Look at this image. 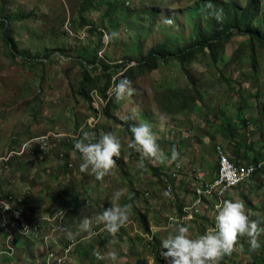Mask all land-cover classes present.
Wrapping results in <instances>:
<instances>
[{
	"label": "rangeland",
	"instance_id": "1",
	"mask_svg": "<svg viewBox=\"0 0 264 264\" xmlns=\"http://www.w3.org/2000/svg\"><path fill=\"white\" fill-rule=\"evenodd\" d=\"M94 1L89 6L81 0H0L3 16L8 20L6 29L0 27V196L9 192L21 197L18 207L26 220L42 223L36 233L29 234L31 237L23 235L17 243L12 241L13 254L0 252V264H46L47 249L42 240L50 232L49 242L57 255L70 246L67 256L72 264L92 260L100 264H141L143 260L148 264V257L153 261L151 264L157 263L165 249L159 252L152 240L142 237L144 230L137 210L145 214L150 232L156 226L164 228L163 239L175 235L179 226H167L166 218L171 213L181 214L183 207L191 204L197 174L203 173L206 180L215 176L213 164L217 162L218 146L232 162L235 157L237 165L249 163L253 155L258 157L254 178L226 194L231 200L243 201L249 219L259 221L258 226L264 228V49L255 50L256 71L250 67L246 38L239 34H233L226 44L223 58L228 64L223 68L218 62L222 71H217L207 55H197L186 65L187 75L198 86L199 99L190 98L191 104L185 103L183 97H175L170 104L165 99L169 89H189L186 72L175 60L137 75L125 88L127 91L131 87V95L125 93L119 100L115 87L125 79L119 72L114 73L109 89L114 96L112 116L131 121L134 126L148 124L160 150L158 155L170 157L173 148L179 153L176 161L165 159L163 163L155 157H145V166L139 168L136 154L140 153L130 150L125 132L101 114L103 104L98 91L91 92L96 114L81 99L78 93L81 68L77 58L94 54L97 69L120 63L133 65L154 44L170 43L166 37L173 32L181 33L183 39L175 46L183 47L194 20L204 23L203 15L189 12L200 0H124L128 3L123 4L118 1L119 7L109 16L104 12L115 0ZM246 1L217 0L221 7H228L226 17L235 9H242ZM254 2L253 25L264 30V0ZM101 19L110 21L111 26L109 22L100 26ZM69 22L72 25L67 28ZM98 32H103L102 44ZM10 38L19 52L38 57L50 54V58L37 66L13 60L6 44ZM189 95L188 90L186 97ZM251 102L255 105L247 107ZM244 108H249L251 115L261 114L263 133L261 137L257 130L247 132L244 138H251L252 147L247 149L244 141L246 144L238 151L235 128L241 125L237 117ZM100 123L110 125L109 133L120 140L121 148L115 156L119 163L97 179L79 170L83 158L71 144L79 139L93 142L91 128ZM230 127L231 138L226 135ZM85 132L90 133L88 140L84 139ZM40 135L49 136L45 145L40 146L39 140L34 139L31 147L37 150L33 155L29 147L21 151V142ZM244 152L246 155L241 156ZM175 171L173 188L165 196L168 190L162 177ZM117 190L122 192L118 201L112 198ZM215 199V196L206 198L204 209L195 218L181 223L188 227L191 238H198L214 227ZM116 205L130 206L126 224L114 235L93 233L90 228L98 215ZM68 211L74 215L66 217ZM48 218L56 219L48 223ZM84 219L90 221L88 229L82 227ZM3 239L0 235V240ZM248 240L247 236H238L232 253L222 256L219 264H264V232L258 237L259 248L250 250ZM112 252L116 253L115 261L108 259ZM94 253L104 259H98Z\"/></svg>",
	"mask_w": 264,
	"mask_h": 264
},
{
	"label": "trees",
	"instance_id": "2",
	"mask_svg": "<svg viewBox=\"0 0 264 264\" xmlns=\"http://www.w3.org/2000/svg\"><path fill=\"white\" fill-rule=\"evenodd\" d=\"M81 1L84 4L89 5V6H92L95 3L94 0H81ZM115 1H112L108 5L107 10L104 12V14H107V16L112 15L117 10V8L119 7L118 1L121 2L122 4H123V2H125L124 0H115ZM208 2H209V0L208 1L200 0L199 4H198L199 6L194 5L192 8L189 9V12L192 11L193 13H196L194 15H198L199 17H201V15H203L202 16V22H204V23L202 24L200 22V20H194L192 27L189 31V34L187 33V38H188L187 43L183 47L175 46V43H177L178 40H182L183 36L181 35L180 32L179 33L173 32L172 34H170L166 37L170 43L165 41L162 43L154 44L153 46H151L148 49L145 56L142 57L140 60H138L135 64L130 65L129 63H120V64H115L112 67L108 66V65H104L101 67V69H97L98 66H97L96 60L94 59V54L89 55L87 57H84L83 55L79 54L82 56L81 59H80V57L77 58V61H79L78 63H79V66L81 68V75H80V78L78 80V93H79L81 99H83L85 102H87L90 110L96 114L97 108H96L95 104L93 103V99L91 96L92 90L96 89L99 93V96H100V98L102 100V104H103L101 114L104 116V118L107 121H109V122L111 121L113 123V125L120 128V131L125 132V135L127 136L126 138L128 139V141H130L132 139V134H131L130 128L132 126H134V124L131 121H123L119 118H116V117L112 116V114H111V106L113 103L114 96L109 92V89L111 87V78H112V75L114 73L119 72L120 75L124 79H126L127 81H131L139 74L156 70L158 68L159 64H163L165 62L175 60L179 63V65L186 72V77L188 79L187 84L189 85V89H186V88H184V89H180V88L169 89V91H168L169 93L165 96V99L170 104L171 100L174 99L175 97H177V98L183 97L185 99V101H184L185 103L191 104L190 98L196 97L199 99V97H198V86L194 83V80L190 76L187 75L186 65L191 63L193 60H195L197 55L205 54L208 56V59L210 60L211 64L216 66L217 71L218 70L222 71V69H220V66L218 65V62H221V64H222L221 67H223V68H225L227 66L228 60H225V58H223V54L225 51L226 44L228 43L229 39L232 37L233 34H239V35H242L246 38V44L249 48L250 67L253 69V71H256L258 64H257V59L255 58V54H256L255 50L257 47L264 49V30H262L260 27L253 25V19H254L253 15L254 14L252 13V11H253L254 6H255L254 0H247L245 6L240 10L235 9L233 11V14H231L230 17H226V13L229 12V9L227 6L221 7L218 4L217 0H211V3L213 4L214 9H207L206 4ZM215 9H223V19L220 22L216 21L214 19V17H212L210 15V13L215 11ZM232 9H234V6H232ZM3 14H4V8H3V4H2L0 7V27L2 28V30L6 29V24L8 22V20H6V18H4ZM151 14L154 17L156 16L155 12H152ZM106 22L107 23L109 22L108 25L111 26L110 21H107V20L104 21L103 19L100 20V26H104V24ZM81 23H84V20H82ZM70 25H72L71 22L66 24V27L68 28V27H70ZM90 31H91V29H90ZM98 35H99L100 43L102 44V41L104 39L103 32H98ZM6 44L8 47L9 54L13 58V60H19L23 64H27L30 66H37V65L42 64V63L44 64V61L47 58H50V54H45L44 57H38L36 54L28 55L26 52H19V50H17V45L15 44V42L12 38H10V40L6 39ZM168 45H171L173 47H170ZM92 73L96 74L95 77L91 76ZM99 81L101 83H99ZM188 90L190 92V95H189V97H186V91H188ZM251 103L252 104H248L247 107H251L252 105H255L254 102H251ZM183 108L184 107L182 106L178 110H182ZM248 110H249V108H244L242 110V114L239 117H237V120L240 121V124H241L240 126L238 124V128H235V130L237 132V136L235 138L236 139L235 140V147H236V150H238V151H239L240 147L243 148L244 147L243 145L246 143H247V145H246L247 149L252 147L250 144L251 138L250 137L248 139L244 138V136H245V134H247V132L257 130V131H259V134L261 137H262V133H263V130L261 129V124H262L261 114L258 113L257 116H255L253 114L251 115V114H249ZM248 115H249V119H248ZM231 129H232V127H230V130H228L229 134L225 133L230 138H231ZM109 131H110V125H107L106 123L96 124L94 126V128H91V131H90L91 134L92 133L95 134V139L92 138L93 142H95V140L99 139V137L104 135L105 133H109ZM102 133H104V134H102ZM91 137H92V135H91ZM239 137H240V140H238ZM29 140L21 142L19 145V148L22 144H25ZM89 142H90V139H89ZM73 145L74 144H71V147H73ZM25 147H30V146H25ZM73 149H74V147H73ZM74 150H76V149H74ZM130 150H133V149H130ZM133 151L135 152V150H133ZM15 153L20 155L19 152L15 151ZM136 155L139 159L141 158V156L139 154H136ZM241 155H242V153H241ZM113 159L115 160V163L116 162L119 163V160L116 157H113ZM251 159L250 160L248 159L250 162L247 164H253V165L258 164L257 163L258 157L256 155H253V158H251ZM218 160H219V158L217 156V162L215 164H213L214 165L213 169L216 171L218 169ZM233 162L236 164V166H238L237 165L238 162L235 159V157L233 158ZM64 169H67V168L64 167ZM252 176L253 175H251L248 179L244 180L242 183H239L238 185H236L230 189L242 187V185L245 184L246 182H248V180H250V178L251 179L254 178ZM196 179H197V177H196ZM175 180H176V177L174 179L170 180L171 188H173V183ZM208 181L209 180H206V178H204L202 180L197 179L196 184L192 188L193 195H194V187L197 186L198 183H200V182L205 183ZM249 189H250V187H249ZM249 191L252 192L251 189ZM226 192L224 194V198L226 200H229V199L231 200L232 198H230V196L227 195ZM8 194H9V192L6 193L5 195H3V197L0 196V199L7 197ZM243 196H245V194H243ZM225 199H223V201H225ZM68 204H70V203H68ZM69 206L71 207L70 208L71 210L72 209L74 210V208L71 205H69ZM77 208H78V206L75 207L76 210H78ZM137 214L139 216V220L142 224L143 230L145 232L149 231V225L146 221L145 214L139 210H137ZM71 215H74V212L68 211L65 214L66 217H70ZM54 220L47 221V222L51 223ZM27 221L30 223L31 228L33 229L31 232L32 234L36 233L35 231L41 227L40 225H42V223H40L41 221H39L38 223L40 224L39 225L40 227L39 226L35 227V222H34L35 220L29 221L27 219ZM95 222L99 223L100 221L95 220L92 223V226L90 228L91 231L96 229L94 226ZM49 230H50V228H49ZM103 233H108V232L105 230V231H103ZM6 234L7 233L0 231V235L5 237ZM23 235L24 234L14 232L13 236H12V241L14 240L16 242L19 239L18 237H23ZM47 235L51 236V232ZM27 237H31V236L28 234ZM42 242L45 245V249H47L45 252V255H47L48 251H55L52 248L53 244L51 242L45 243L44 237H43ZM152 242H153L154 246H156V249L160 250V246L158 245V241L155 237L152 238ZM19 243H21V242H19ZM5 249H6V246H5L4 239L2 241L0 240V252L5 250ZM93 261L94 260H92L91 262H93ZM140 263L146 264V262L143 260H140ZM14 264H16V263H14ZM82 264H85V263H82Z\"/></svg>",
	"mask_w": 264,
	"mask_h": 264
},
{
	"label": "clouds",
	"instance_id": "3",
	"mask_svg": "<svg viewBox=\"0 0 264 264\" xmlns=\"http://www.w3.org/2000/svg\"><path fill=\"white\" fill-rule=\"evenodd\" d=\"M128 3V1H126ZM207 9H214L211 0L206 4ZM210 15L218 22L223 19V9H215ZM130 82L122 80L115 87L116 98L122 99L124 94L131 95V87L127 88ZM132 139L128 143V148L140 153L141 158L138 161V167L145 166V157H155L160 162L165 159L176 161L179 153L173 148L170 157L158 155L160 152L156 140L150 131L148 124H140L130 128ZM84 139L88 140L90 133L85 132ZM92 138L95 139V134L92 133ZM74 149L81 153L83 162L79 165L81 172H89L100 179L109 173L113 167L115 160L113 157L118 156L121 148L120 140L111 133H105L100 136L95 142L84 143L81 140H76L73 145ZM91 165V169H89ZM179 164H177V167ZM165 196L170 195V191H165ZM122 192L117 190L113 193V199L119 200ZM244 202L235 200H225L218 206L215 217L214 227L198 238H191L188 235L189 229L186 226L180 225L176 230L175 235H168L160 242L162 251L161 255L166 260L167 264H219L222 256L230 255L237 242V237L247 236L249 238L250 250H255L260 247L258 237L264 232V228L259 227V221L250 220L249 215L244 211ZM7 209L9 206L5 205ZM131 209L129 205H116L103 210L97 217L98 221L103 222L105 230L109 234H116L129 219ZM82 227L88 229L90 221L84 219ZM68 238L71 239V233H68ZM241 250H243L241 245ZM98 259H104L97 253H94ZM116 253L108 254V259L116 260Z\"/></svg>",
	"mask_w": 264,
	"mask_h": 264
},
{
	"label": "built area",
	"instance_id": "4",
	"mask_svg": "<svg viewBox=\"0 0 264 264\" xmlns=\"http://www.w3.org/2000/svg\"><path fill=\"white\" fill-rule=\"evenodd\" d=\"M34 139L39 140V145L41 146L46 144L49 136L40 135L38 137L31 138L28 142L20 146L21 151L25 146H30V152L33 155L37 150L31 147V145H33L32 141H34ZM39 150L44 153L45 149L41 148ZM217 153L219 160L218 169L215 173V176H213L208 182H200L197 186L194 187V198L192 203L189 204V206L184 207L181 214L168 217L166 224L167 226L170 224L180 226L182 222L195 218L202 210L206 198L215 196L216 200L214 202V208L217 209L218 206L223 203L224 194L226 191L230 190V188L238 185L239 183H242L244 180L248 179L251 175L254 174L256 165L245 164L236 166L219 146L217 148ZM68 165L71 166L69 163ZM175 177H177L176 171L166 175L165 177H162V184L168 191L172 190L170 180L174 179ZM196 177L198 180L204 179L203 173L197 174ZM21 201V197H17L12 193H9L8 196L4 197L3 199H0V231L7 233L4 237L6 249L1 252H5L8 255L13 254V233L18 232L24 235H28L33 230L30 223L26 220L25 214L18 207V204ZM5 205L9 206V208H3V206ZM54 219L55 218H53L52 220ZM52 220L49 218L47 219V221ZM37 221L38 220L34 221L35 227L40 225ZM94 226L96 229L92 232L95 234H100L105 231L103 222H95ZM143 236H146V239H148V241H151L153 238L152 232L144 233L142 237ZM50 240V235L44 236L45 243H48ZM69 251L70 246L68 248H64V252L60 255H57L55 251H48L46 255V264H72V261H69L67 256V254H69ZM87 264L100 263L98 261H93Z\"/></svg>",
	"mask_w": 264,
	"mask_h": 264
},
{
	"label": "crops",
	"instance_id": "5",
	"mask_svg": "<svg viewBox=\"0 0 264 264\" xmlns=\"http://www.w3.org/2000/svg\"><path fill=\"white\" fill-rule=\"evenodd\" d=\"M247 153H248V151H247ZM244 155H246V152H244V154H242L241 156H244ZM248 155H249V153H248ZM233 158H234V157H233ZM251 158H253V156H252ZM256 165H257V164H256ZM192 200H193V198H191L189 202H192ZM185 207H186V206H185ZM204 207H205V204H204L202 210L204 209ZM183 208H184V207H183ZM202 210H201V211H202ZM175 215H179V214H173V213H171V214H169V216H167V218L170 217V216H175ZM167 218H166V220H167ZM165 228H167V227H165ZM162 229H164V228H163V227L161 228V227H156V226H155V228H154V232L152 231L153 238L155 237V238L157 239V241H158V245H159V246H160V242H161V240L163 239V236L165 235V233L161 231ZM209 230H210V229H207L206 232L209 231ZM143 232H144V233L150 232V224H149V231H147V232L143 231ZM144 233H142L141 235H143ZM163 233H164V235H163ZM161 251H162V249L160 248L159 252H161ZM165 251H167V249H165ZM163 258H164L163 256H162V259H161V258H157V259H158V260H157V263H155V261H154L153 264H167L166 260H165V259L163 260ZM149 259H150V258L148 257V264H151L153 261L151 262ZM227 262H228V261H227Z\"/></svg>",
	"mask_w": 264,
	"mask_h": 264
},
{
	"label": "bare ground",
	"instance_id": "6",
	"mask_svg": "<svg viewBox=\"0 0 264 264\" xmlns=\"http://www.w3.org/2000/svg\"><path fill=\"white\" fill-rule=\"evenodd\" d=\"M205 200H206V199H205ZM192 201H193V200H192ZM191 203H192V202H191ZM189 204H190V203H189ZM189 204H188L187 206H189ZM187 206H186V207H187Z\"/></svg>",
	"mask_w": 264,
	"mask_h": 264
}]
</instances>
